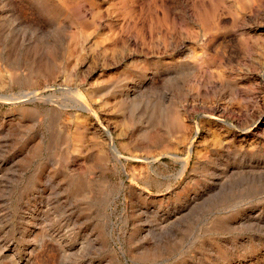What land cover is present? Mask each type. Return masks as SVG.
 <instances>
[{
	"label": "rangeland",
	"instance_id": "obj_1",
	"mask_svg": "<svg viewBox=\"0 0 264 264\" xmlns=\"http://www.w3.org/2000/svg\"><path fill=\"white\" fill-rule=\"evenodd\" d=\"M0 264H264V0H0Z\"/></svg>",
	"mask_w": 264,
	"mask_h": 264
}]
</instances>
